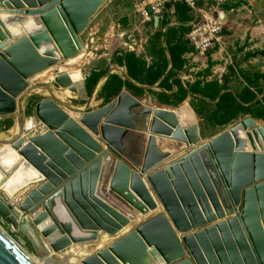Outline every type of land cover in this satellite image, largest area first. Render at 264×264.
Wrapping results in <instances>:
<instances>
[{"label": "water", "instance_id": "water-1", "mask_svg": "<svg viewBox=\"0 0 264 264\" xmlns=\"http://www.w3.org/2000/svg\"><path fill=\"white\" fill-rule=\"evenodd\" d=\"M108 1L0 0V119L19 112L21 131L0 146L40 176L15 201L0 190V220L33 238L47 264H264V129L254 120L202 143L189 105L152 109L124 92L91 112L85 83L65 76L56 84L87 109L44 100L24 130L30 80L79 56ZM0 264L36 263L0 230Z\"/></svg>", "mask_w": 264, "mask_h": 264}, {"label": "rangeland", "instance_id": "rangeland-1", "mask_svg": "<svg viewBox=\"0 0 264 264\" xmlns=\"http://www.w3.org/2000/svg\"><path fill=\"white\" fill-rule=\"evenodd\" d=\"M135 4L136 0L106 2L79 37L83 51L78 59L73 63L63 62L46 76L34 80V91L50 89L58 93L65 105L86 110L88 102L79 96L76 99L73 95L66 96L67 92L54 82V78L65 73L78 72L84 76L88 94L93 97L91 112L106 108L127 92L152 109L176 111L189 105L197 117L202 143L214 140L247 119L264 129V0L202 2L201 7L220 16L226 35L225 44L205 60L184 43L180 23H186L185 20L178 18L172 25L152 26L136 14ZM173 37L172 46L182 50L179 69L173 68L169 54L168 43ZM125 55H132L138 61V73L120 64V58ZM28 92L21 107L27 126L35 118L37 105L44 100L53 101ZM19 117L18 112L0 119V142L12 140ZM71 117L81 121L79 116ZM10 199L15 201L16 196ZM0 227L36 263L47 264L45 252L33 238L14 232L2 220ZM109 243L110 240L106 244Z\"/></svg>", "mask_w": 264, "mask_h": 264}, {"label": "built area", "instance_id": "built-area-1", "mask_svg": "<svg viewBox=\"0 0 264 264\" xmlns=\"http://www.w3.org/2000/svg\"><path fill=\"white\" fill-rule=\"evenodd\" d=\"M204 0H136L135 12L152 26L172 25L178 22L177 7L187 10L189 21L183 26L186 29L184 41L195 54L206 59L225 44V27L220 16L207 11L201 4Z\"/></svg>", "mask_w": 264, "mask_h": 264}, {"label": "bare ground", "instance_id": "bare-ground-1", "mask_svg": "<svg viewBox=\"0 0 264 264\" xmlns=\"http://www.w3.org/2000/svg\"><path fill=\"white\" fill-rule=\"evenodd\" d=\"M78 57L76 59H78ZM76 59H74V60H76ZM74 60H71L68 63H71V62L73 63V62H75ZM58 67H60V66H58ZM55 68H57V67H54V68H52V69H50V70L38 75L37 77L33 78L32 80H30V82L28 84V91H29L28 93L29 94H36V95L39 94V95H42V96L53 98V100L54 99H58L63 104H65L60 99V97L58 96L57 92H54V91H51L50 89H45V88H35V91H34V87L32 85V82H34V80H36V79H38V78H40L42 76L43 77L46 76V74L50 73ZM65 76L69 77L70 81L74 85L79 84V83L83 82V80H84V76H82L80 73H78V72H68V73H65L63 76L54 78V82L55 83H56V81H61L62 82L63 81V77H65ZM105 82H106V80L102 83V86L105 84ZM62 90H64V89H62ZM64 92H67L65 94L68 97H70L71 95L74 96L73 97L74 99H76L78 97V94H75L71 90H64ZM65 106H68V105L66 104ZM185 120H188V118L185 117ZM187 122H188L189 125L192 124V120H189ZM22 126L24 127L25 131L35 130V126H34V121L33 120L31 121V123L28 124V126L26 125V123L25 124L23 123ZM26 127H27V129H26ZM16 133H17V135H15ZM20 133H21L20 125L17 124L16 128H14V130L12 131V134L14 136L13 138H15V136H18V134L20 135ZM240 140H242L244 142V146H242V148L245 149V150H250L249 147L247 146L246 141H245L246 138L241 136ZM187 152H189V151H187ZM187 152H185V153L183 152L182 153L183 155L182 154L177 155L176 158L177 159L181 158L182 156L187 154ZM0 168L2 170H4L5 172H9V173L12 172L13 173V175H11L8 179H6L5 176L2 174V171H0V190L5 195H7L9 198H12L13 196H15V194H17V192L20 189L25 188L31 180L39 179V177H40L38 172H36L35 170H33V169H25L24 168V162L18 156L16 150H14L12 147H9V146H3L0 149ZM152 214L153 213H151V215ZM0 230L2 232H4L1 227H0ZM90 249L91 248L87 249L86 251H83V253L91 254L92 252L89 251ZM103 249H104V246L102 247V245L98 248L99 251L103 250ZM74 262H75V260L72 259V261L71 260L66 261V264H73ZM36 264H41V263L37 262Z\"/></svg>", "mask_w": 264, "mask_h": 264}, {"label": "trees", "instance_id": "trees-1", "mask_svg": "<svg viewBox=\"0 0 264 264\" xmlns=\"http://www.w3.org/2000/svg\"><path fill=\"white\" fill-rule=\"evenodd\" d=\"M177 11H179V13H178L179 20L183 19V20H185L183 22H186V23L190 20L188 15H187V10H185L181 7H177ZM180 24L182 25V27H180V29H184V34H185L186 29L183 26V24H185V23L181 22ZM174 41H175V37H173L172 40L168 43L170 46L169 54L171 55V58H172L173 68L179 69V68H182L181 56H180L182 53V50L180 48H178L177 46H172V45H174ZM184 43H185V41H184ZM119 62L123 67H126L132 73H138L139 72V64H138V61L135 59L134 56L125 55V56L120 58Z\"/></svg>", "mask_w": 264, "mask_h": 264}, {"label": "crops", "instance_id": "crops-1", "mask_svg": "<svg viewBox=\"0 0 264 264\" xmlns=\"http://www.w3.org/2000/svg\"><path fill=\"white\" fill-rule=\"evenodd\" d=\"M205 60V59H204ZM183 155V154H182ZM177 159V158H176ZM175 159V160H176ZM6 197H8L7 195H6ZM109 241V239H107L106 241H104V242H108ZM102 245V247L103 246H105L104 244H101ZM105 249V248H104ZM98 250V248L96 247L95 249H93L91 252H95V251H97ZM88 255H86V257H87ZM90 256V255H89Z\"/></svg>", "mask_w": 264, "mask_h": 264}]
</instances>
